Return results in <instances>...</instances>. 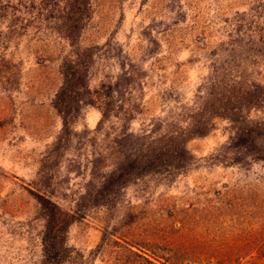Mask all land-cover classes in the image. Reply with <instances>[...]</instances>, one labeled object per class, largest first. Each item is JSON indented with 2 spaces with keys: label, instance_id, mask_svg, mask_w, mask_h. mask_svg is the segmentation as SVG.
I'll return each instance as SVG.
<instances>
[{
  "label": "rangeland",
  "instance_id": "1",
  "mask_svg": "<svg viewBox=\"0 0 264 264\" xmlns=\"http://www.w3.org/2000/svg\"><path fill=\"white\" fill-rule=\"evenodd\" d=\"M32 1L34 7L16 6L38 14L52 0ZM94 3L81 41L94 59L92 98L70 134H63L51 104L57 62L45 56L64 55L69 46L41 20L17 29L27 36L0 26L1 38L7 31L12 37L9 45L0 39V264H41L34 194L74 215L67 244L83 264H109L92 260L105 232L161 248L243 251L249 237L264 231L259 215L246 214L264 201V162L251 163L228 148L236 131L228 119L214 118L208 135L187 142L193 156L187 166L99 190L131 145L130 134L158 131L162 120L189 114L216 68L264 84V0ZM252 117L262 119L264 112ZM73 258L76 264L75 252Z\"/></svg>",
  "mask_w": 264,
  "mask_h": 264
},
{
  "label": "trees",
  "instance_id": "2",
  "mask_svg": "<svg viewBox=\"0 0 264 264\" xmlns=\"http://www.w3.org/2000/svg\"><path fill=\"white\" fill-rule=\"evenodd\" d=\"M28 3L34 7L32 0H0V6L12 4V7L4 8L3 14L0 13V26L8 24L7 28H14L17 37L27 36L18 33L17 29L21 26L23 30L26 28L24 21H32L28 25L32 26L36 20H41L53 25V32L61 43L69 46V52L64 55L58 56L52 51L45 56L57 62L59 83L51 104L62 121L63 134H70L83 106L92 98L89 82L94 59L90 48L84 47L81 41L93 19L95 3L94 0H52L40 7L38 14L16 6L25 7ZM9 34L7 31L3 38L0 37L2 43H12ZM54 42L56 40L52 41V46ZM261 50L264 58V50ZM213 74L208 81L206 95L189 114L162 120L158 131L130 134L131 145L121 152L115 166L105 175L99 193L121 188L130 176L187 166L193 159L187 142L208 135L214 118L228 119L235 125L236 131L228 148L238 150L251 163L264 162V118L252 117L254 113L264 112V84L235 73L219 72L217 68ZM34 195L38 205L36 219L42 223L41 264H73L74 252L78 256L76 264H83L84 257L67 244L74 215L47 195ZM254 213L263 219L261 226L264 227V201L248 207L247 217H255ZM260 232L249 237L248 247L243 251L194 249L188 245L161 248L151 240L141 244L127 242L117 237V232H105L92 253V260L102 258L109 264H264V231Z\"/></svg>",
  "mask_w": 264,
  "mask_h": 264
}]
</instances>
